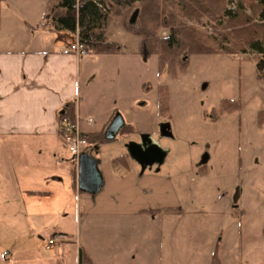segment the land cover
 I'll return each instance as SVG.
<instances>
[{"label":"rangeland","instance_id":"obj_1","mask_svg":"<svg viewBox=\"0 0 264 264\" xmlns=\"http://www.w3.org/2000/svg\"><path fill=\"white\" fill-rule=\"evenodd\" d=\"M29 1L24 17L35 20V1L22 3ZM237 2L225 5L236 10ZM202 4H153L166 15V27L150 9L149 40L186 33V39L219 44L231 31L218 27L227 18L204 15ZM245 10L251 23L242 22L234 31L246 32L247 39L260 36L264 29L258 26L263 24L257 8ZM107 33L123 54L89 62L81 116L92 119L85 122L89 131H98L112 115L129 127L116 140L97 143L99 153L92 155L104 185L97 194L81 193L91 203L81 202V214L71 218L68 230L76 232L81 218L80 231L92 229L100 241L121 245L129 236L137 250L129 254L131 263L145 251L151 264H212L215 253L220 264H264V123L259 120L264 81L256 71L261 56L176 52L168 63L188 66L173 75L161 71L159 56L149 57L142 38L126 32L120 18L112 20ZM161 92L168 96L165 113ZM166 125L170 136L162 133ZM132 144L137 153L129 150Z\"/></svg>","mask_w":264,"mask_h":264},{"label":"crops","instance_id":"obj_2","mask_svg":"<svg viewBox=\"0 0 264 264\" xmlns=\"http://www.w3.org/2000/svg\"><path fill=\"white\" fill-rule=\"evenodd\" d=\"M34 1L35 20L24 17L30 1L0 3V264H79L80 251L92 264H151L145 251L139 262L128 261L137 252L129 236L121 245L100 241L92 229L80 231L81 218L76 232L67 228L91 200L76 186L60 120L73 108L85 134L112 121L89 131L90 119L81 116L89 62L106 56L71 53L78 35L44 28L49 0ZM55 234L69 236L62 252L46 249Z\"/></svg>","mask_w":264,"mask_h":264},{"label":"trees","instance_id":"obj_3","mask_svg":"<svg viewBox=\"0 0 264 264\" xmlns=\"http://www.w3.org/2000/svg\"><path fill=\"white\" fill-rule=\"evenodd\" d=\"M163 2L178 3L182 5L186 0H161ZM206 4H202L203 14L208 16L227 18L226 23L220 22L219 28L231 29L230 32L221 35V40L215 43L211 39L202 41L198 38H188L186 33H172L167 39H158L157 42H151L152 38L149 21L153 9L160 18V24L165 25V16L160 14L158 10L152 6H158L159 0H49L48 8L43 19V27L46 29H53L56 31H64L70 34L78 33V38L81 44L86 48L88 55H103L115 56L120 54V48L116 42L107 39V27L114 18H120L122 28L133 35L142 38V47L147 50L149 57L159 56V68L161 71L169 74H177V72L184 71L188 63L183 65H172L168 63L171 57L176 52L185 51L188 56L196 53H214L225 52L246 54L254 52L261 56V59L256 64V71L258 79L264 81V31L260 36L247 39V33L242 35L234 31L236 26L241 27L242 22L246 24L251 23V19L245 15V8H257V18L264 26V0H238L237 8L229 9L226 0H204ZM6 0H0V3ZM136 5L140 9L132 11ZM150 14V15H149ZM159 24V22L157 23ZM261 24V25H262ZM264 29L263 26L258 25ZM196 36V34L194 35ZM202 37V36H201ZM170 56V59H169ZM173 62V61H171ZM168 96L166 93L160 94V104L162 113L168 112ZM74 109L70 111L73 117ZM260 123H264V112L259 113ZM129 127V126H128ZM128 127L122 129L125 132ZM106 128L99 133L86 134L91 144L109 142L105 139ZM117 159L116 162H119ZM67 236V235H65ZM216 253L212 264H220ZM79 264H92L91 260L83 251L79 253Z\"/></svg>","mask_w":264,"mask_h":264},{"label":"built area","instance_id":"obj_4","mask_svg":"<svg viewBox=\"0 0 264 264\" xmlns=\"http://www.w3.org/2000/svg\"><path fill=\"white\" fill-rule=\"evenodd\" d=\"M69 51L77 56L87 55L86 48L80 43L79 38L75 44L70 45ZM89 124L93 123L90 119ZM60 130L65 146L69 155L72 157L76 166H78L79 157L84 153H98L96 144H91L82 131L80 117L78 115L69 116L63 115L60 120ZM63 234H55L48 239L46 249H59L62 252L64 247L68 244L67 239Z\"/></svg>","mask_w":264,"mask_h":264},{"label":"water","instance_id":"obj_5","mask_svg":"<svg viewBox=\"0 0 264 264\" xmlns=\"http://www.w3.org/2000/svg\"><path fill=\"white\" fill-rule=\"evenodd\" d=\"M125 122L119 115L116 116L105 132V139L107 141H114L124 128ZM162 133L166 136H170V126L166 125L162 129ZM131 153L138 152V146L132 144L129 146ZM78 170V188L86 193L97 194L99 193L104 185V180L101 172L98 168V163L90 153H84L79 157L77 166Z\"/></svg>","mask_w":264,"mask_h":264}]
</instances>
